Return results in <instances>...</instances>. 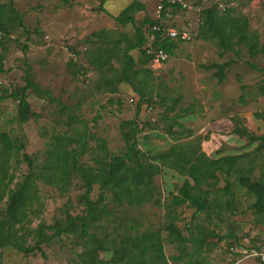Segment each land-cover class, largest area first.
Instances as JSON below:
<instances>
[{"label":"rangeland","instance_id":"374dc122","mask_svg":"<svg viewBox=\"0 0 264 264\" xmlns=\"http://www.w3.org/2000/svg\"><path fill=\"white\" fill-rule=\"evenodd\" d=\"M131 1L0 0V4L5 5L4 11L9 14L3 21L5 26L1 24L7 36L0 39V54L4 56L0 97L27 85V74L40 89L47 92H36L32 87L27 89L31 111L38 116L23 124L16 120L18 102L7 96L0 98V132H7L15 143L23 145L22 150L17 154L13 152L10 157L8 170L14 175L11 187L28 171L27 163L22 160L24 153L35 164L41 163L45 161L47 149L57 138H79L84 128L88 131L86 141L89 145V151L80 158L84 165H93L92 149L97 137L105 141L111 152L124 150L119 123L135 116L139 96L126 83L119 84L115 93L97 88L98 75L87 67L86 54L92 45L86 40L92 32L102 28L133 33L131 23L119 24L111 16ZM138 1L144 3V9L135 12V24H140L146 17L154 20L160 0ZM229 2L231 14L246 16L249 23L244 43L234 47L239 53L229 50L220 54L221 47L206 27H202L193 41L178 44L169 61L152 73L150 82L153 90L147 95L148 100L142 103L137 118L142 128L137 140L142 151L160 152L172 145L190 142L191 145L198 144L210 157L249 152L248 158L240 160L239 167L247 173L252 167L255 178L259 173L258 165L264 161V150L253 153L257 143H249L234 128L245 127L256 136L264 135V117L255 115L264 113V0ZM254 42L257 53L252 55L248 43ZM65 46L77 51L79 65L76 67L65 56ZM131 53L138 57V50ZM226 61L231 63L224 69L221 82L215 77L214 68L204 67ZM78 68L83 71L80 75L76 74ZM131 98L134 100L130 101ZM151 105L153 108L149 110ZM168 107H173L167 110L168 116L179 114L177 121L182 127L173 126L179 132L177 137L166 132L165 123L171 122L169 117H164V110ZM72 145L77 143L73 141ZM239 172L235 171L229 177L218 173V182L209 189L206 198L214 208L210 212L196 213L195 207L188 203L170 209L165 207L178 193V187L185 178L165 168L154 178L160 191L157 194L160 204L144 203L139 208H133L110 203L114 215L110 219L113 222L107 225L108 230L112 231L113 225L121 227L122 224L133 225L139 230L159 229L164 239L165 255L173 264L172 256L178 254V249L175 243L167 240L165 227L170 220H174L184 235L200 237L208 233V244L202 249H207L203 253L208 252L212 264L227 259L230 260L225 264H235L238 253H234L231 247L235 249L237 244L242 243L241 246L248 249L264 250V222L260 224L249 208L253 198L237 183ZM226 180L236 195L234 208L232 212L221 208L219 215L217 203L224 205L227 200L223 191ZM203 187L208 188L207 185ZM82 192L81 180L75 174L58 185L38 181L40 203L34 205V212L29 214L28 226L35 228L41 221L51 225L55 219L63 220L67 212L80 214L83 205L79 203L78 196ZM99 192L95 185L92 198L95 199ZM4 206L5 200L0 203V212ZM104 229L95 231L101 235ZM28 239L32 244L33 240ZM193 248L194 245L188 243V251ZM41 249L24 253L12 247L2 248L0 262L82 264L78 258L82 240L75 234L54 238L41 244ZM175 264L181 262L175 261ZM236 264L264 263L258 258L248 257Z\"/></svg>","mask_w":264,"mask_h":264},{"label":"trees","instance_id":"16d2710c","mask_svg":"<svg viewBox=\"0 0 264 264\" xmlns=\"http://www.w3.org/2000/svg\"><path fill=\"white\" fill-rule=\"evenodd\" d=\"M160 2L165 6L167 4V0ZM4 8L5 5L0 4V32L4 33L1 39L7 36L3 21L9 16ZM142 9L144 3L132 0L118 14H110L119 24L131 23L134 27L133 33L102 28L92 32L86 40L92 45L86 54L87 67L98 75L97 88L115 93L118 92L119 84L126 83L139 96L135 116L123 119L119 123L120 136L124 144L122 152H111L105 141L97 137L92 149L93 165H84L80 158L89 151L86 141L88 131L84 128L79 138L70 136L57 138L47 149L45 161L41 163L35 164L34 160L24 153L22 160L27 163L28 171L14 187H11L14 175L8 170L10 157L13 152L17 154L22 150L23 145L15 143L7 132H0V203L5 200V206L0 212V249L12 247L30 253L34 250H42L41 244L54 238L75 234L82 240V250L78 253L82 264H172L165 255L164 239L159 229L139 230L133 225L122 224L121 227L113 225L112 231H109L107 226L113 222L110 219L114 215L109 207L110 203H114L117 207L133 208H139L144 203L160 204L157 198L160 191L154 178L165 168L185 176L181 186L178 187V193L165 204L167 209L188 203L195 207L196 213L210 212L214 206H211L206 198L209 189L218 182V173L229 177L233 172L240 171L236 178L237 183L252 196L250 208L258 221L264 222V161L258 165L259 173L255 178L252 175V167L248 169V173L247 170L243 172L239 167L240 160L248 158L249 152L225 154L213 158L206 155L198 144L191 145L190 142L175 144L160 152L142 151L139 148L137 139L142 128L137 118L142 103L148 100L147 95L153 90L150 82L153 71L147 66L150 56L145 51L149 44V35L152 32L155 34L151 44L163 48L170 57L174 55L176 46L181 43L167 38L160 39L156 32L151 31L154 20L147 17L140 24H135L134 14ZM231 9L230 5L223 10L211 5L201 10L195 39L199 36L202 27H206L207 32L221 47L220 54L229 50L238 54V50L234 47L244 43L245 31L249 23L246 16L232 15ZM248 44L251 54L257 53L256 43ZM133 50H138V57L132 55ZM3 60L4 56L0 54V73L4 72ZM69 62L74 67L79 65V61ZM230 63V61L211 63L204 67L214 68V75L218 82H221L224 79V69ZM78 69L77 75L82 71ZM26 81L27 85L0 97L7 96L18 102L16 120L19 124L38 116L31 111L26 97L27 89L32 87L36 92L47 94L29 78L28 74ZM240 98L242 100V97ZM171 108L173 107L164 110V113L166 112L164 117L171 119L170 123H165L166 132L177 137L179 132L175 131L173 126L182 127V124L177 121L179 114L173 117L167 115V110ZM255 115L264 117V113ZM234 131L239 136L245 137L249 143H257L253 153L257 154L264 150V135L256 136L245 127H235ZM73 141L77 145H72ZM73 174L79 177L83 187V192L78 196L79 203L83 205L82 212L75 215L67 212L63 220L55 219L51 225L41 221L35 228L29 227V214L34 212V205L40 203L37 193L38 181L58 185L67 181ZM95 185L100 192L93 199L91 193ZM204 185L208 188L203 189ZM223 191L227 195V200L224 205L217 203L219 215L221 208H225L228 212H232L234 208L236 195L228 180ZM99 228H105L101 235L95 231ZM165 229L168 233L167 240L175 243L178 249V254L172 256L173 264L189 254L188 243L194 245L190 254L202 251L203 246L208 244V233L205 232L200 237L184 235L174 220H170ZM28 238L33 240L32 244H29ZM199 263L200 261H196L191 264Z\"/></svg>","mask_w":264,"mask_h":264},{"label":"built area","instance_id":"2783aa9c","mask_svg":"<svg viewBox=\"0 0 264 264\" xmlns=\"http://www.w3.org/2000/svg\"><path fill=\"white\" fill-rule=\"evenodd\" d=\"M211 5L223 10L230 5V2L227 0H167L166 6L159 2L151 31L156 32L160 39L167 38L181 43L193 41L196 36L200 11ZM3 36L4 33L0 32V39ZM154 37L155 34L152 32L145 50L146 54L150 56L147 66L152 71L161 68L170 59V55L163 48L151 44ZM64 53L70 61H79L77 53L69 47H64ZM133 100V98L130 99V101ZM150 109L152 107H149ZM245 254L247 257H257L264 263V251L251 248L246 250Z\"/></svg>","mask_w":264,"mask_h":264},{"label":"crops","instance_id":"0c3cea01","mask_svg":"<svg viewBox=\"0 0 264 264\" xmlns=\"http://www.w3.org/2000/svg\"><path fill=\"white\" fill-rule=\"evenodd\" d=\"M108 1V0H107ZM127 5V4H126ZM125 5V6H126ZM124 6V7H125ZM123 7V8H124ZM122 8V9H123ZM121 9V10H122ZM120 12V10H119ZM118 12V13H119ZM118 13H115L114 15L118 14ZM233 154V153H232ZM225 155V154H223ZM210 157V156H209ZM213 158H217V157H213ZM251 204V203H250ZM250 208V206H249ZM251 209V208H250ZM252 210V209H251ZM255 215V214H254ZM256 216V215H255ZM257 218V217H256ZM258 220V219H257ZM259 222V221H258ZM260 224L263 223V222H259ZM226 238V237H225ZM236 241V240H235ZM242 244V243H241ZM240 245L237 244L236 248H232L231 249L234 251V253H238L237 255H235V258H237V260H235V264L238 263L239 261L243 260L244 258H248L245 254V251L246 250H249L248 248H244ZM251 249V248H250ZM255 249V248H253ZM193 249L189 250V254H187L186 256L183 257L182 260H179L181 262V264H191V263H195L196 261H200L199 264H212L211 260L209 259V256H208V252L206 253H203V251H205L206 249L204 248L202 251H197L195 254H190V252L192 251ZM256 250H259V249H256ZM260 251H264V250H260ZM242 254V256H240ZM233 255V254H232ZM251 258H254V257H251ZM257 258V257H256ZM228 260L230 259H227L225 262H222L221 260H219V262H217V264H222V263H226ZM182 261H185V262H182ZM216 264V263H215Z\"/></svg>","mask_w":264,"mask_h":264}]
</instances>
